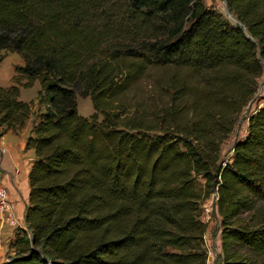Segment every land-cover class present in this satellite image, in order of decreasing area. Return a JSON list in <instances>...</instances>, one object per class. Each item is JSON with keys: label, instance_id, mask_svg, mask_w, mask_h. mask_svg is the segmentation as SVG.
Returning a JSON list of instances; mask_svg holds the SVG:
<instances>
[{"label": "trees", "instance_id": "1", "mask_svg": "<svg viewBox=\"0 0 264 264\" xmlns=\"http://www.w3.org/2000/svg\"><path fill=\"white\" fill-rule=\"evenodd\" d=\"M225 1L235 24L202 0H0V61L23 60L0 126H25L20 87L40 85L25 228L0 264H206L212 194L221 264H264V105L221 158L264 73V0Z\"/></svg>", "mask_w": 264, "mask_h": 264}, {"label": "rangeland", "instance_id": "2", "mask_svg": "<svg viewBox=\"0 0 264 264\" xmlns=\"http://www.w3.org/2000/svg\"><path fill=\"white\" fill-rule=\"evenodd\" d=\"M206 7L214 9L217 13H219L224 20L227 22L235 24V18L233 15L228 12L226 1L225 0H202ZM23 60L21 56L16 52H7L3 60L0 61V85L9 86L14 84V79L17 74L14 71L15 65H22ZM151 79L149 76L144 77L138 84L136 89L135 98L142 99L145 95V90L148 88ZM21 88V87H20ZM23 88V87H22ZM40 89V85L38 82H35L33 86L28 88H23L22 93L20 92L19 99L23 101H33V115L31 118L35 116L37 112V104H36V95L38 90ZM77 111L80 115L88 117L90 114L94 112L91 100L88 96H82L80 94H76L75 96ZM264 105V73L257 79V88L256 92L251 99V101L245 106L243 111L240 113L238 120L229 134V136L222 142L221 144V158L226 161L230 160L232 156V147L236 140L242 138L247 130V119L248 115L254 111L255 108ZM23 177V172L21 173ZM20 193L23 195V185L19 187ZM215 197L214 194L209 196L202 204L203 212H202V220L207 224V229L204 234V243L207 250V262L206 264H221V254H220V218L217 214L215 207ZM5 225H9L7 223H1L0 226L3 227ZM13 228L14 237L16 229L19 226V222L16 225H10ZM7 236V235H6ZM9 237V238H8ZM8 249L7 253L10 255L13 251L9 248V243L13 239L10 235H8ZM7 255V257H8ZM264 261V260H263ZM264 263V262H263Z\"/></svg>", "mask_w": 264, "mask_h": 264}, {"label": "crops", "instance_id": "3", "mask_svg": "<svg viewBox=\"0 0 264 264\" xmlns=\"http://www.w3.org/2000/svg\"><path fill=\"white\" fill-rule=\"evenodd\" d=\"M22 87L20 92L22 93ZM27 101V100H26ZM30 118L25 126L17 132L5 130L4 126H0V148H4L5 152L0 154L1 177L8 188L9 197L15 204V214L19 222V226L25 228L24 212L27 205L28 180L27 175L30 169L34 152L32 149H26L25 143L29 135L32 125ZM23 172V177L21 173ZM23 185V195L19 191V187ZM13 228L10 225L0 226V263L7 259L8 255V235L13 234ZM7 235V236H6ZM9 238V237H8Z\"/></svg>", "mask_w": 264, "mask_h": 264}, {"label": "built area", "instance_id": "4", "mask_svg": "<svg viewBox=\"0 0 264 264\" xmlns=\"http://www.w3.org/2000/svg\"><path fill=\"white\" fill-rule=\"evenodd\" d=\"M5 149L0 148V154L4 153ZM0 221L9 225H16L18 219L15 214V204L9 197V191L1 177L0 169Z\"/></svg>", "mask_w": 264, "mask_h": 264}, {"label": "water", "instance_id": "5", "mask_svg": "<svg viewBox=\"0 0 264 264\" xmlns=\"http://www.w3.org/2000/svg\"><path fill=\"white\" fill-rule=\"evenodd\" d=\"M229 12V11H228ZM215 199H216V197H215Z\"/></svg>", "mask_w": 264, "mask_h": 264}]
</instances>
